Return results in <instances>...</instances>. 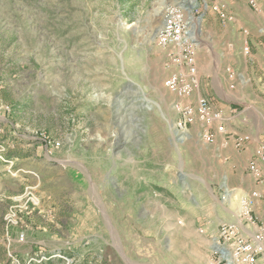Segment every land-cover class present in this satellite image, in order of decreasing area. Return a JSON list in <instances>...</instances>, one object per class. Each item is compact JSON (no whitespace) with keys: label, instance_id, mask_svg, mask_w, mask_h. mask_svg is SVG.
Returning <instances> with one entry per match:
<instances>
[{"label":"rangeland","instance_id":"rangeland-1","mask_svg":"<svg viewBox=\"0 0 264 264\" xmlns=\"http://www.w3.org/2000/svg\"><path fill=\"white\" fill-rule=\"evenodd\" d=\"M232 1L264 27V0ZM172 3L197 17L204 63L224 24L203 0H0V264H154L137 198L192 178L166 143L177 97L156 35Z\"/></svg>","mask_w":264,"mask_h":264},{"label":"crops","instance_id":"crops-1","mask_svg":"<svg viewBox=\"0 0 264 264\" xmlns=\"http://www.w3.org/2000/svg\"><path fill=\"white\" fill-rule=\"evenodd\" d=\"M222 1L235 18L232 22H222V37L215 43L216 54L204 63L197 55L199 69L206 68L201 76L209 86L205 90L203 87L201 94L215 109L245 105L244 109L237 106L240 113L230 119L228 126L252 135L253 140L249 149L237 151L231 143L224 144L221 137L213 144L204 143L199 123L189 129L183 141L174 137L173 130L168 131L166 143L171 148L168 156L184 158L185 167L192 176L189 190L141 192L139 196L128 193V199L138 196L141 200V220L147 218L148 232L155 233L152 241L154 264H210L218 248L215 236L219 225L237 217L242 196L255 189L262 190L253 181L247 164L257 143L264 142V36L261 33L264 27H259L255 21L249 28H243L245 21L239 19L233 1ZM217 18V14L211 13L207 21L217 25ZM245 28L250 32L247 36ZM246 41L251 47L249 55L243 50ZM227 66L235 68L237 79L230 80L220 73ZM205 75L208 77L204 79ZM255 202L254 213L264 220V201ZM127 248L134 249V246L127 245ZM127 252L131 256L135 254L132 249Z\"/></svg>","mask_w":264,"mask_h":264},{"label":"built area","instance_id":"built-area-1","mask_svg":"<svg viewBox=\"0 0 264 264\" xmlns=\"http://www.w3.org/2000/svg\"><path fill=\"white\" fill-rule=\"evenodd\" d=\"M250 3L258 9L255 0ZM203 7L217 14L223 23L235 18L222 0H203ZM196 19L185 4L172 3L166 8L164 22L156 35V43L166 55L163 85L177 97L172 106L177 114L174 137L185 140L189 129L199 123L200 138L204 143L213 144L221 137L224 144L231 143L237 151L247 150L252 135L228 126L230 119L240 113L239 109L233 105L215 109L206 96L197 93L200 88L197 67L200 42L194 33ZM243 31L246 36L250 34L247 28ZM243 50L247 55L251 53L248 41ZM225 71L230 80L237 79L234 67L227 66ZM193 97L195 100L192 101ZM247 170L262 190L255 189L242 196L237 217L219 225L215 236L218 248L210 264H264V220L254 213L255 201H264V142L257 143Z\"/></svg>","mask_w":264,"mask_h":264},{"label":"trees","instance_id":"trees-1","mask_svg":"<svg viewBox=\"0 0 264 264\" xmlns=\"http://www.w3.org/2000/svg\"><path fill=\"white\" fill-rule=\"evenodd\" d=\"M15 106H20L19 102L15 105ZM65 256H71V253H69L68 251H62ZM64 262L63 258H57L55 256H53L52 254L46 256L45 259L40 260V262H36L34 260L30 261L29 264H56V263H62Z\"/></svg>","mask_w":264,"mask_h":264},{"label":"bare ground","instance_id":"bare-ground-1","mask_svg":"<svg viewBox=\"0 0 264 264\" xmlns=\"http://www.w3.org/2000/svg\"><path fill=\"white\" fill-rule=\"evenodd\" d=\"M161 28V27H160Z\"/></svg>","mask_w":264,"mask_h":264}]
</instances>
